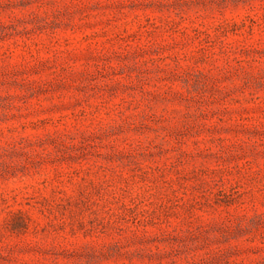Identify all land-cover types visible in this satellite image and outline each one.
<instances>
[{
    "label": "rangeland",
    "instance_id": "1",
    "mask_svg": "<svg viewBox=\"0 0 264 264\" xmlns=\"http://www.w3.org/2000/svg\"><path fill=\"white\" fill-rule=\"evenodd\" d=\"M0 264H264V0H0Z\"/></svg>",
    "mask_w": 264,
    "mask_h": 264
}]
</instances>
